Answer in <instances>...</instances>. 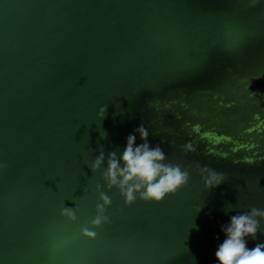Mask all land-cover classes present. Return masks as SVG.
Instances as JSON below:
<instances>
[{"label": "water", "instance_id": "95a60500", "mask_svg": "<svg viewBox=\"0 0 264 264\" xmlns=\"http://www.w3.org/2000/svg\"><path fill=\"white\" fill-rule=\"evenodd\" d=\"M141 123L191 179L128 205L107 160L92 163ZM197 162L226 181L206 189ZM101 191L111 205L94 226ZM253 206L264 0H0V264H214L221 225ZM261 242L264 220L249 247Z\"/></svg>", "mask_w": 264, "mask_h": 264}, {"label": "clouds", "instance_id": "9594fccd", "mask_svg": "<svg viewBox=\"0 0 264 264\" xmlns=\"http://www.w3.org/2000/svg\"><path fill=\"white\" fill-rule=\"evenodd\" d=\"M106 112L107 105L100 107L98 112L100 120L105 118ZM102 135L106 137L107 133ZM149 137L148 127L141 123L126 137L122 153L112 151L106 155L101 151L92 163L93 171H98L107 160L103 178L109 189L113 187L119 189L128 205L133 204L138 198L146 202L160 203L186 187L191 179V166L184 167L169 161L161 144H153ZM184 151L194 153L196 148L189 142L184 145ZM195 169L208 190L219 188L227 179L224 172L207 165L202 166L199 162L195 164ZM101 187L98 185V190ZM100 199L102 203L97 204V215L92 221L94 226L108 220L105 212L111 205V200L102 191ZM196 211L199 213L202 207L197 206ZM63 212L75 219L72 208H64ZM261 220H264V208L254 206L247 211L230 215L228 222L222 224L220 228L223 239L215 249L214 264H264V242L249 247V241L258 238ZM85 234L89 237L95 236V233L87 229Z\"/></svg>", "mask_w": 264, "mask_h": 264}]
</instances>
